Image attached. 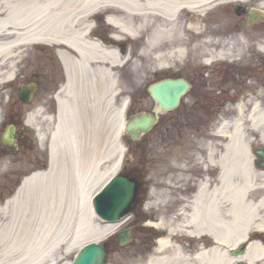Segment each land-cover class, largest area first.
<instances>
[{"label":"bare ground","instance_id":"6f19581e","mask_svg":"<svg viewBox=\"0 0 264 264\" xmlns=\"http://www.w3.org/2000/svg\"><path fill=\"white\" fill-rule=\"evenodd\" d=\"M249 1L0 0V88L16 80L20 64L36 48L64 46L56 54L66 72L56 95L48 167L24 178L0 207V264H59L72 247L101 239L122 223L99 226L89 203L91 191L118 171L123 151L119 137L126 102L119 98L115 105L113 68L124 65L126 57L103 45H120L123 38L140 43L135 58L161 68L181 62L188 45H199L194 52L200 45H220L207 49L206 63L234 59L248 43L241 32L204 33L200 20L221 6ZM101 16L110 31L105 39L94 34L93 21ZM216 19L226 23L224 15ZM244 106L237 104V115L218 128L221 148L208 143V166L190 198L174 202L172 184L164 181L168 207L180 204L175 215L180 222L170 221L175 206L159 222H148L159 238L144 264H264V170L256 168L248 149L253 134L264 143V107L257 100L249 110ZM41 112H30L27 124L40 126ZM215 166L218 173L211 178ZM57 201L64 205L49 207ZM183 222L188 238L181 234ZM184 241L196 251L189 254ZM242 244L244 253L233 257L231 251Z\"/></svg>","mask_w":264,"mask_h":264},{"label":"rangeland","instance_id":"374dc122","mask_svg":"<svg viewBox=\"0 0 264 264\" xmlns=\"http://www.w3.org/2000/svg\"><path fill=\"white\" fill-rule=\"evenodd\" d=\"M261 1L251 0L247 3H231L221 6L207 13L200 20L204 33L213 32L217 36H228L230 34L228 32L238 31L241 32V36L248 42L246 45H242L243 50L241 54L235 55L234 59H230L232 63L230 64L231 66H228L232 70H242L241 76L240 74L233 75L235 76L233 78L237 76L241 78L238 81L233 80L232 86H237L234 87L236 91L240 89L242 95L239 97V101H241L242 97L243 101L241 104L245 105L244 107L248 110L251 103L256 100L264 107V8L260 7ZM236 4L242 6L239 14L235 9ZM251 9L258 10L260 15H258L257 19L248 23L247 14ZM222 15L225 16L226 23L219 20L218 22L216 21V17ZM100 18L101 20L103 19V23L97 20L93 21L95 27L94 34L105 39L110 31L106 28L105 18L103 16ZM210 37L215 38L216 36ZM119 44L125 46V52L123 53L125 56H121L126 57V62L123 66L113 69L117 72L118 96L119 98H125L131 115H136L143 111L150 112L156 106L150 99L147 91V85L153 80L163 77H184L188 74L190 76L193 70L188 67H193L195 64L199 65L202 57H208L206 53L207 49H216L220 46L200 45L201 48L199 47L197 52H194L192 51L193 47L199 45H186L188 54L181 62L171 64L167 68H161L148 63L150 59L148 61H139L135 58V55H139L140 49L143 46L140 43L137 44L123 38ZM236 49L237 45H232V51ZM198 57L200 58L197 59ZM128 58L131 59L130 62H127ZM193 58L194 61L192 62ZM222 64L226 65L227 62ZM255 68H262V74L257 76ZM20 69V74H18L15 81L0 88V105L3 104L2 108L6 105L13 106L14 103L21 106L22 103L17 99V91L20 90L22 85L35 82L36 86L31 103L29 105H22V117H25L30 108L41 109L42 115L39 116L38 122L40 124L39 133L41 135L39 140L42 143L41 146L46 151V157H48V139L50 132L53 130L56 113V102H54L53 96L57 93L56 90L61 82L60 63L54 55V50L34 49L24 58L20 64ZM207 73L209 74V71ZM34 75L35 77H33ZM240 80V84H237ZM245 98H249L250 101H246ZM117 100L115 98V103H117ZM231 111L229 121L237 115L236 109ZM165 118L174 119V125L165 127L163 124V119ZM176 118V111L164 115L162 113L159 114L158 123L149 132L143 134L138 141L131 142L124 131L120 135V141H128L130 146V158L126 163V169L134 168L138 170L137 175L140 180V187L138 189L137 202L131 207L130 211L124 214V222L109 234L99 239H108L120 227H130L132 229L130 241L125 246L117 245V240L110 237L108 252L106 254L107 264H130L131 261H134L133 264H144L147 258L155 253L153 251L156 247V242L153 240L156 236L152 235L153 231L151 229L153 227H150L148 222H159L165 217L164 215L171 207L173 209V206H175V209L171 212L170 221L176 220L177 223L180 222L178 218H175L177 217L175 215L180 204L175 203L168 207L166 200L170 193L165 192V188L163 187L164 181L167 179L172 184L171 189L168 190L173 191L170 198L174 202L181 197L185 199L190 198L194 192L188 190V187L193 185L194 182L196 183L199 177L204 175L205 168L208 166L207 159L205 158L208 143H215L221 148L223 140L217 134L219 126L207 130H198L194 127L189 128L180 122V125L177 124V127ZM246 124H244L245 127ZM249 138L248 149L252 158H255L253 154L254 149L260 146L264 147V143L261 142L262 140L256 134L251 135ZM214 168L213 170L211 169V178H214L218 173L219 167L215 166ZM256 168L261 171V168L257 166ZM195 173L198 174L195 175ZM104 181L105 179L102 180L101 184ZM99 188L92 190L91 193H96ZM63 205V202L57 201L56 204H49V207H62ZM148 214L152 218L147 219L148 221L146 222L145 217H148ZM94 220L99 226L102 227L104 225L96 216H94ZM171 225L175 227L174 223H171ZM182 227L181 234L188 238L186 234L188 224L183 222ZM88 242L89 240L84 242V244ZM79 247H72L59 264H70ZM183 248H186L189 254L196 251V247L190 241H184Z\"/></svg>","mask_w":264,"mask_h":264},{"label":"flooded vegetation","instance_id":"af4514ba","mask_svg":"<svg viewBox=\"0 0 264 264\" xmlns=\"http://www.w3.org/2000/svg\"><path fill=\"white\" fill-rule=\"evenodd\" d=\"M51 49L56 56L57 49ZM224 62L227 64L223 65ZM231 63V60L221 59L206 63L202 57L199 65L188 67L193 70L190 76H182L189 83L187 91L175 110L162 114L176 111L177 127L181 122L198 130H207L228 122L231 110L239 103V97L242 95L240 89L235 90L234 87L237 86H232L233 80L238 81L241 78H233V75L241 76L242 70H232L228 67ZM255 70L257 76L262 74V68ZM240 82L241 80L237 84ZM22 115V106L16 103L4 108L0 106V205L16 190L25 175L43 167L46 162V151L41 146L37 132L23 120ZM173 120L165 118L163 124L169 127L174 125ZM195 188L194 182L188 190L194 191Z\"/></svg>","mask_w":264,"mask_h":264},{"label":"water","instance_id":"95a60500","mask_svg":"<svg viewBox=\"0 0 264 264\" xmlns=\"http://www.w3.org/2000/svg\"><path fill=\"white\" fill-rule=\"evenodd\" d=\"M237 13L241 11L236 5ZM255 17L254 11L248 14V21ZM188 88V83L183 79L166 78L152 83L148 87L150 97L157 104L154 113L160 110H170L175 108L180 97ZM34 85H22L20 87L19 98L24 103L31 100ZM156 115L152 113H141L133 117L126 125L125 129L131 140L139 138L140 134L147 132L156 122ZM255 155L260 159L258 165L264 168V148L254 150ZM133 178L128 175H113L99 193L93 199L95 213L105 221H117L124 213L129 211V205L134 200L137 185ZM120 245H125L129 241V230L124 229L115 234ZM242 252L234 251V254ZM106 249L104 243L89 242L83 245L76 254L71 264H106ZM243 264V263H238Z\"/></svg>","mask_w":264,"mask_h":264}]
</instances>
